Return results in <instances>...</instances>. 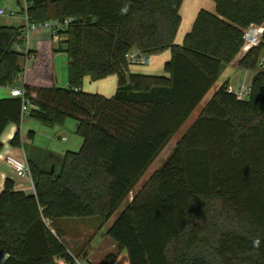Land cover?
Here are the masks:
<instances>
[{
  "label": "trees",
  "instance_id": "1",
  "mask_svg": "<svg viewBox=\"0 0 264 264\" xmlns=\"http://www.w3.org/2000/svg\"><path fill=\"white\" fill-rule=\"evenodd\" d=\"M211 1L214 13L200 10L179 45L182 0H23L28 25L61 24L55 42L27 54L15 49L24 26H0V87L14 88L24 73V98L35 107L28 106L27 117L47 127L73 119L82 139L52 172L27 161L33 191L5 179L0 264H75L79 255L64 244L59 221L105 225L239 55L244 31L264 27V0ZM166 50L161 75L129 71L135 64L127 54L148 58ZM263 50L264 31L238 64L256 70L249 101L222 83L107 229L128 264H264V70L257 66ZM60 51L68 60L66 87L56 85L47 59ZM111 75L117 86L110 97L82 88L86 77ZM22 106L18 97L0 99V136L14 124L15 148L22 147Z\"/></svg>",
  "mask_w": 264,
  "mask_h": 264
},
{
  "label": "rangeland",
  "instance_id": "2",
  "mask_svg": "<svg viewBox=\"0 0 264 264\" xmlns=\"http://www.w3.org/2000/svg\"><path fill=\"white\" fill-rule=\"evenodd\" d=\"M23 6H24V3L22 4V1L20 0H19V5L16 4L15 0L5 1V7H4L5 14L0 16V26H7V27L15 28V29L19 28L21 25L24 26L25 17H24L23 12L21 11L23 10ZM32 33H35V32L31 31L28 33L27 42H28L29 37H32ZM24 44L26 45V43ZM24 44H22V47H24ZM262 52L263 53L261 54V56L264 55V50ZM47 59H49L51 62L52 74H53V78L56 81V85L60 87H66L67 82H68L67 81L68 80V60L66 58L65 53L63 51L52 53L50 57L47 56ZM254 74L255 72H251V71L246 72L242 70L238 72H232L230 71V69H228V67L223 66L220 71L217 83L221 85L223 81L229 77V81L231 85H233V89H237L240 86H247V84L250 83L252 76H254ZM86 80L87 79H83V82H82V88L85 87L86 89L84 91L88 93H95L94 88L96 86L95 85L96 83H92L93 85L88 86L89 83H87ZM210 94H212V90L208 92L207 95L209 96ZM188 120L189 121L194 120V113L190 116ZM75 125H76V122L73 119H66L62 126L47 127L30 117H27V116L23 117L21 120L20 127H19L21 139L25 137L29 131L33 132V138H32L31 143L32 145H34V147L36 146L38 148L37 150L33 149L31 145L29 144L30 142H27L28 144L26 143L23 146L25 155L27 157H29L30 155L31 157H33L35 162H37L38 164L41 163L40 167L44 170H48V169L50 170L52 164H55V169H56V167H58V164H59L60 156H62L66 151H78L79 148L81 147L82 139L75 133ZM178 135H181V133L179 132ZM174 141H175V138L173 142ZM173 148L174 146L172 143H168L165 146L162 152H160L159 155L156 157L153 164L148 169V171L145 173V175L143 174L144 176L141 177L137 185L130 191L128 196L124 199V201L115 211L113 216L101 228L97 229L98 223L93 218H64L59 221L60 226L63 228V230L65 231V235H66L63 238L64 244L73 253L76 252L79 255L76 261H79V263H81L79 260L80 255L83 252V250H85L86 246L90 243V240H92V242L90 243V246L93 249L94 247L97 246L99 241L103 239L102 237L106 238V230L108 229V227L112 224V222L116 219V217L121 213L125 205L138 192L141 186L147 181V179L161 166V164L168 157V155L170 154ZM43 151L44 152L48 151L52 153L56 158H53L54 160L51 162L48 159L47 155L43 153ZM88 226L90 228V231L87 230ZM93 233L95 235L90 237L91 234ZM79 238H81L82 241L79 247L77 248V250L75 251L74 248H72L73 247L72 245L73 243L79 241ZM103 245L104 246H101V248L97 249L95 253V256H97V261L100 263L102 261L103 256L106 255L104 254V252L107 250V247L109 246L106 244H103ZM114 253L116 254V257L120 256V259H118L117 264H125V261H124L126 260L125 255L122 256L121 255L122 252H120L117 247H116V250H114ZM123 257L125 259H122ZM104 262L105 260L102 261L103 264Z\"/></svg>",
  "mask_w": 264,
  "mask_h": 264
},
{
  "label": "crops",
  "instance_id": "3",
  "mask_svg": "<svg viewBox=\"0 0 264 264\" xmlns=\"http://www.w3.org/2000/svg\"><path fill=\"white\" fill-rule=\"evenodd\" d=\"M5 1H7V0H4L3 2L0 3V7H2L3 9H5L4 8L5 7ZM20 1H22V4H23V0H20ZM15 2L17 5H19V0H15ZM200 10H205V11L214 13L213 2L211 0H182L181 6L179 9V15L181 18V22H180L177 34L175 36V41H174L175 44L179 45L182 43L184 36L190 31L192 24L196 18V15ZM20 27H22V25ZM41 31H43V30H41ZM41 31H34L35 33H32V37H29L27 45H26L27 46V52L31 49L36 48L37 46H40L42 42H48V41H50V43L55 42L56 39L53 38L48 31H46V30H44L43 32H41ZM21 47H22V45H21ZM244 53H245V50L242 49L241 52L239 53V55H237V57L229 65H226V67H228V69H230V71H232V72H238L240 70L249 72L248 70L241 69L238 66L239 61H240V59ZM169 59H170V51L166 50L160 54L148 57L147 58L148 62L146 64L129 65L128 69L131 73L157 76V75H161L163 73V65ZM29 62L30 61H28V60L25 61L24 69L29 64ZM251 72H256V70H253ZM24 77H25V74L22 73L17 85L14 88H17V89L22 88ZM252 78H253V76H252ZM84 79H87L86 81H87V83H89L88 86L93 85L92 83H96L95 84L96 86L94 88L95 89L94 92L97 94L109 97V96H112L116 90L117 77L115 75L108 76V77H106L102 80H99V81H90L87 77ZM251 81H252V79H251ZM251 81H250V83H251ZM224 82H226L228 86L233 88V85H231V83L229 81V77L226 80H224L223 83ZM250 83L247 84V86H249ZM219 86L220 85L216 82L214 84V86L209 90V92L212 90V94H210L208 96L207 95L208 93H207L205 95V97L202 99V101L199 103V105L193 111L194 119L200 113V111L202 110L204 105L209 101V99L212 97L213 93L218 89ZM83 88H84L83 90H86L85 87H83ZM9 97H11L10 88L9 87H0V99L9 98ZM190 116L188 117V119L190 118ZM188 119L185 121V123L180 128V130L170 139V141L168 143H172L173 146H175V144L177 143V141L180 138V136L182 135V133L194 121V120L189 121ZM19 131H20V129H19ZM15 132H16V126L14 124L10 123L7 125V127L5 128V130L3 131V133L0 136V141L2 143V149L0 150V191L3 188V184H4L5 179L8 177H13L12 169H11L9 163L6 161L7 156H11L14 158H20V157L24 156L26 158V161L29 160V161H32L33 163H35L36 165L41 166V163L38 164L37 162L34 161L33 157H31L30 155H29V157H27L24 153L23 146L27 142H30L29 144L31 145V147L33 149H36V150L38 149L36 146L34 147V145H32V143H31L32 139H29L28 135H26L25 137L22 136L23 137L21 139L22 147L15 148V147H12L10 145V140L13 137ZM179 132L181 133V135H178ZM176 136H177V138H176ZM20 138H21V136H20ZM174 138H175V141L173 142ZM43 153L47 155L48 159L51 162L54 160L53 158H56L52 153H50L48 151H45V152L43 151ZM151 165L149 166V168L151 167ZM148 169L146 170V172L148 171ZM145 173H144V175H145ZM14 179L16 182V187L19 190H22L25 193H29V189H28V185H27L26 181L18 179V178H14ZM89 226L87 227L88 231H90ZM97 229H98V225H97ZM94 233L91 234L90 237H92L96 234V233L95 234ZM102 238L103 239H101L99 241V243L97 244V246L94 247L93 249L90 246V243L92 242V240H90V243L86 246L85 250H83V252L80 255L79 260L82 264H103L102 263L103 260H105L104 264H117L118 259H120V256L116 257V254L114 253V250H116L117 244L113 240H111L109 238V236H107V235H106V238H104V237H102ZM81 241H82V239L79 238V241L73 243L72 248H74L75 251L77 250V248L81 244ZM103 244L109 245L108 247H110V248L107 247V250L104 252V254H106V255L103 256L102 261L100 263L97 261V256H95V253H96L97 249L101 248V246H104ZM121 255L123 256L125 254H123V252H122ZM109 256H112V257L109 258ZM125 258H126V256H125ZM125 258L123 257L122 259H125ZM1 261H2V259L0 260V262ZM124 261H125V264H128L127 259ZM75 263L81 264V263H79V261H76ZM59 264H61V263H59Z\"/></svg>",
  "mask_w": 264,
  "mask_h": 264
},
{
  "label": "built area",
  "instance_id": "4",
  "mask_svg": "<svg viewBox=\"0 0 264 264\" xmlns=\"http://www.w3.org/2000/svg\"><path fill=\"white\" fill-rule=\"evenodd\" d=\"M23 9H25V4L23 6ZM4 14H5L4 9L0 7V16ZM66 23H67V20L63 21V24H66ZM60 26L61 24L55 21L45 22V23L37 24V25H28L25 19L23 35L22 37H19L18 39L19 42L15 44V49L19 52H23L27 54V46H26L27 36H28V33L31 31L46 30L51 34L53 38L57 39V36L55 35V30L56 28H59ZM263 31H264V27H254V28L250 27L249 29L245 30L243 34V40H244L243 50L246 51L252 47L257 46L260 41V37ZM24 43H26V45ZM22 44H24V47H21ZM126 59L129 63H132V64L143 65L148 62L147 58L139 57L134 53L127 54ZM257 66L260 70H264V55H262L259 58ZM249 90H250L249 86H240L237 89H233L232 87L227 88V92L233 93L238 100L246 99L249 93ZM10 95L11 97L21 98L23 102L22 116L28 115L29 107L33 109L35 108L34 106L27 105L25 98H24V90L22 88L21 89L10 88ZM6 161L9 163L12 169L13 177L26 181L29 191H33V184L31 181V176H30L29 167H28L26 158L24 156L20 158H14L11 156H7Z\"/></svg>",
  "mask_w": 264,
  "mask_h": 264
},
{
  "label": "clouds",
  "instance_id": "5",
  "mask_svg": "<svg viewBox=\"0 0 264 264\" xmlns=\"http://www.w3.org/2000/svg\"><path fill=\"white\" fill-rule=\"evenodd\" d=\"M127 11H128V6L125 5V7H123L121 9V13L123 14V13H126ZM259 247H260V240L257 238L255 240H253V248L254 249H259Z\"/></svg>",
  "mask_w": 264,
  "mask_h": 264
},
{
  "label": "water",
  "instance_id": "6",
  "mask_svg": "<svg viewBox=\"0 0 264 264\" xmlns=\"http://www.w3.org/2000/svg\"><path fill=\"white\" fill-rule=\"evenodd\" d=\"M249 97L246 98V101H249ZM53 171V167H51V172Z\"/></svg>",
  "mask_w": 264,
  "mask_h": 264
}]
</instances>
